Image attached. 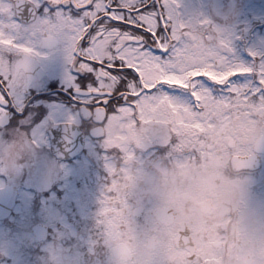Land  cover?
Returning a JSON list of instances; mask_svg holds the SVG:
<instances>
[{"label": "flooded vegetation", "instance_id": "obj_1", "mask_svg": "<svg viewBox=\"0 0 264 264\" xmlns=\"http://www.w3.org/2000/svg\"><path fill=\"white\" fill-rule=\"evenodd\" d=\"M181 7L227 34L236 23L235 57L264 52V0ZM33 75L0 105V264H121L96 223L103 189L121 202L125 229L165 264H264V145L240 164L225 150L162 146V125L142 132L114 120L101 133L59 56L39 61Z\"/></svg>", "mask_w": 264, "mask_h": 264}, {"label": "snow or ice", "instance_id": "obj_2", "mask_svg": "<svg viewBox=\"0 0 264 264\" xmlns=\"http://www.w3.org/2000/svg\"><path fill=\"white\" fill-rule=\"evenodd\" d=\"M232 53L229 34L185 16L181 0H0V105L19 97L39 61L59 56L99 132L114 120L142 132L162 125V146L225 150L248 164L264 145V52ZM111 196L102 190L96 214L104 243L121 264H165L125 229Z\"/></svg>", "mask_w": 264, "mask_h": 264}, {"label": "rangeland", "instance_id": "obj_3", "mask_svg": "<svg viewBox=\"0 0 264 264\" xmlns=\"http://www.w3.org/2000/svg\"><path fill=\"white\" fill-rule=\"evenodd\" d=\"M253 9H254V5L251 4V3H249L248 6H247V9L245 10L244 13L252 14ZM235 26H236V23H233V24H229L228 25V27H227L228 34H233L235 32V30H236V27ZM2 253L5 254V256H7V255L11 256L10 255L11 253L9 251H7V250H3Z\"/></svg>", "mask_w": 264, "mask_h": 264}]
</instances>
